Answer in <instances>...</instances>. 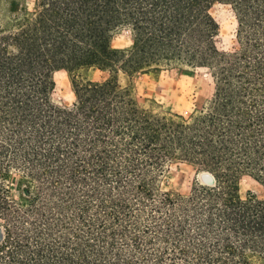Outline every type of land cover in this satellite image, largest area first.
<instances>
[{
  "label": "trees",
  "instance_id": "16d2710c",
  "mask_svg": "<svg viewBox=\"0 0 264 264\" xmlns=\"http://www.w3.org/2000/svg\"><path fill=\"white\" fill-rule=\"evenodd\" d=\"M34 1L0 0V264H264V199L239 194L244 174L264 187V0ZM165 69L209 71L212 97L181 116L119 81ZM60 71L71 106L52 98ZM174 162L214 184L163 191Z\"/></svg>",
  "mask_w": 264,
  "mask_h": 264
},
{
  "label": "rangeland",
  "instance_id": "374dc122",
  "mask_svg": "<svg viewBox=\"0 0 264 264\" xmlns=\"http://www.w3.org/2000/svg\"><path fill=\"white\" fill-rule=\"evenodd\" d=\"M28 10H34L35 1L26 0ZM212 15L220 24L218 47L224 51H231L236 43V18L229 6L215 5L211 10ZM6 22L1 21V26ZM133 34L129 28L119 30L112 40L116 49H129L133 44ZM82 76L93 81H103L109 77L107 72L99 70L83 71ZM57 83L52 95L53 101L59 105L71 106L75 101V94L71 88V81L66 71L55 74ZM119 81L123 86L132 82L136 98L140 105L155 109L159 112L189 116L200 110L212 97L214 82L207 70H197L186 73L178 69H165L158 73H139L129 79L124 74H119ZM197 174L191 166L174 162L166 169L161 183L163 191L188 193ZM239 194L243 199L254 195L264 199V187L251 176L244 174L239 181Z\"/></svg>",
  "mask_w": 264,
  "mask_h": 264
},
{
  "label": "water",
  "instance_id": "95a60500",
  "mask_svg": "<svg viewBox=\"0 0 264 264\" xmlns=\"http://www.w3.org/2000/svg\"><path fill=\"white\" fill-rule=\"evenodd\" d=\"M198 180L206 185L214 184V178L208 172H203L199 175Z\"/></svg>",
  "mask_w": 264,
  "mask_h": 264
}]
</instances>
